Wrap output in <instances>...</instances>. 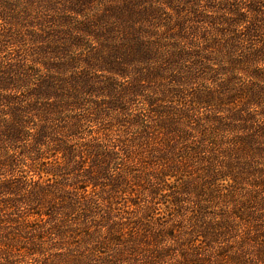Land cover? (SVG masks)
<instances>
[{
  "label": "trees",
  "instance_id": "16d2710c",
  "mask_svg": "<svg viewBox=\"0 0 264 264\" xmlns=\"http://www.w3.org/2000/svg\"><path fill=\"white\" fill-rule=\"evenodd\" d=\"M37 2L0 0V264H264V36L251 45L264 0L208 38L196 28L197 42L178 24L196 49L164 68L132 48L106 61L121 78L138 70L127 89L143 100L114 94L112 79L110 100H19ZM90 74L49 78L71 92L93 89ZM187 80L205 86L185 93Z\"/></svg>",
  "mask_w": 264,
  "mask_h": 264
},
{
  "label": "rangeland",
  "instance_id": "374dc122",
  "mask_svg": "<svg viewBox=\"0 0 264 264\" xmlns=\"http://www.w3.org/2000/svg\"><path fill=\"white\" fill-rule=\"evenodd\" d=\"M252 1L259 0H38L34 5L35 19H31L29 27L35 42L30 46L34 49L31 56L36 69L30 83L23 88L19 100H59L62 92L79 95V99L68 97V100H110L104 89L105 83L110 79L114 94L123 96L124 100H143L141 97H133L132 92L127 89L133 84L135 76L139 75L138 70L128 66L127 75L121 78L100 70L108 66L106 61L119 56L123 58L124 54L129 53V48H132L134 52L129 55L140 50L141 53H136L135 58H155L152 66L164 68L162 64L175 53L196 49V46L191 47L192 44L183 39L178 24L183 26L186 36L197 42L200 36H194L198 34L196 28H200L207 38L214 31L211 27L214 24L221 25V29H228L230 19L237 12L236 7L244 12ZM4 25L1 21L0 27ZM226 33L231 38L238 36V33L235 36ZM262 33L251 45L261 42L264 31ZM242 35L241 30L240 36ZM198 45H202L201 42ZM243 46L250 48L249 43ZM27 58L30 60V57ZM185 64L187 66L188 62ZM84 73H91L89 86L94 88L79 87L75 89L77 93L70 92V89L62 91L55 88V82L49 78L55 74H59L58 78L61 74H65L66 78L71 74L81 77ZM47 81L50 82L47 84ZM157 83L167 85L166 90H171V82L159 80ZM49 84L54 88L47 91ZM37 85L48 92L50 97H32L31 90ZM140 86L145 95L158 100H171L160 98L162 91L151 83H142ZM203 86L205 85L188 82L183 89L179 88L187 93L191 87L193 93L199 87L203 89ZM5 96L0 91V100H4Z\"/></svg>",
  "mask_w": 264,
  "mask_h": 264
}]
</instances>
